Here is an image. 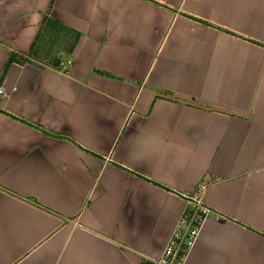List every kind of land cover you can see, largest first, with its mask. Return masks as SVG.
<instances>
[{
	"label": "crops",
	"instance_id": "0c3cea01",
	"mask_svg": "<svg viewBox=\"0 0 264 264\" xmlns=\"http://www.w3.org/2000/svg\"><path fill=\"white\" fill-rule=\"evenodd\" d=\"M0 89V264H150L202 179L181 264H264V0H0Z\"/></svg>",
	"mask_w": 264,
	"mask_h": 264
},
{
	"label": "built area",
	"instance_id": "2783aa9c",
	"mask_svg": "<svg viewBox=\"0 0 264 264\" xmlns=\"http://www.w3.org/2000/svg\"><path fill=\"white\" fill-rule=\"evenodd\" d=\"M70 59L61 62L60 67L65 69ZM1 90V89H0ZM207 181L202 179L196 184L191 193L184 194L186 205L183 213L177 220L168 241L161 253L148 261L150 264H181L188 249L192 245L203 220L210 213L209 207L204 204L202 195Z\"/></svg>",
	"mask_w": 264,
	"mask_h": 264
},
{
	"label": "trees",
	"instance_id": "16d2710c",
	"mask_svg": "<svg viewBox=\"0 0 264 264\" xmlns=\"http://www.w3.org/2000/svg\"><path fill=\"white\" fill-rule=\"evenodd\" d=\"M30 56H31V51L26 52H18L15 50H11L10 55L6 61V66L8 64H10L12 61H16V62H22V61H26V60H30ZM56 64V62H55ZM5 66V67H6Z\"/></svg>",
	"mask_w": 264,
	"mask_h": 264
}]
</instances>
